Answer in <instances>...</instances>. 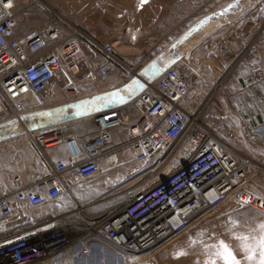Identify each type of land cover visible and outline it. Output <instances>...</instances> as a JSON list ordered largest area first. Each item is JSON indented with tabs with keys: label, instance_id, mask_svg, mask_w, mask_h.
I'll return each mask as SVG.
<instances>
[{
	"label": "built area",
	"instance_id": "1",
	"mask_svg": "<svg viewBox=\"0 0 264 264\" xmlns=\"http://www.w3.org/2000/svg\"><path fill=\"white\" fill-rule=\"evenodd\" d=\"M178 1L191 2L195 14L209 6L223 9L214 0ZM27 8L15 0H0V115L7 114L5 123H22L25 117L45 110L42 94L54 81L55 72L81 76L82 42L102 55L104 61L95 71L98 79L119 74L128 83L142 81L139 72L149 62L147 56L125 63L111 44H100L55 12L42 25L18 34L19 19L28 18ZM259 17L258 28L250 37L223 39L211 34L197 46L203 54L214 53L226 60L225 70L213 81L196 85L190 74L172 64L123 105L134 113H126L121 106L95 117L97 134L92 138L63 137L47 128L27 133L39 150L61 144L66 152L51 174L26 185L21 184L19 166L13 167L8 182L0 179V224L13 215V204L40 208L64 194L71 197L62 178L65 175L72 181L91 180L124 166L115 165L114 153L107 150L113 142L111 130L126 129L130 135L126 145L132 150L129 163H152L150 174L172 156L182 162L151 186L136 191L113 189L91 204L110 201L98 215L86 214L71 197L72 210L64 215L65 225L60 217L50 216L1 240L0 264H59L60 257L75 245L88 255L92 246L86 240L94 235L133 258L163 246L227 200L264 212V195L250 186L264 166L226 140L230 130L221 110L243 68L253 80L264 84V9ZM164 28L163 24L158 27L153 48L166 38ZM68 92L76 94V87L71 86ZM237 135L250 150L254 146L264 150V121L254 125L239 121Z\"/></svg>",
	"mask_w": 264,
	"mask_h": 264
},
{
	"label": "crops",
	"instance_id": "2",
	"mask_svg": "<svg viewBox=\"0 0 264 264\" xmlns=\"http://www.w3.org/2000/svg\"><path fill=\"white\" fill-rule=\"evenodd\" d=\"M152 2V6L155 8L149 6L145 8L143 6L137 7L135 17L127 20L129 28L135 29V31L129 39H126L124 45L115 46L114 43L108 42L114 47L117 56L128 64L138 62L145 56L148 57L147 62L155 60L162 68L173 64L179 70H185L190 74L196 85L213 81L220 72L225 70V67L222 70V61L224 62V60L214 53H201L197 46L203 41L202 38L206 34L214 30L215 33H218L220 29L230 27V21L224 17L222 10L206 9L195 14L188 8L189 2L179 3L178 0H160L157 4L154 1ZM148 11L150 12L149 16L145 15ZM27 13L28 18L26 20L19 19L18 34L36 28L47 21L40 22L39 19H36L38 23L31 11H27ZM217 13H222L221 15L225 20L224 25L217 19L202 24V21L208 16ZM149 21V25L145 23ZM34 22H36L35 25ZM144 23L148 28H152L150 33L147 31L145 33L141 32L147 29V27L143 28ZM161 24L165 26L163 32L167 36L153 48L151 44H153L154 36L159 32L158 27ZM195 27L197 29L192 33L189 32L186 40L171 49L170 45H173L177 39ZM227 29H225L226 32ZM127 34H130V31ZM143 37L144 39H142ZM100 44L106 43L100 41ZM142 45L144 46L142 47L143 50L140 48ZM82 48L85 58L80 65L81 76L74 78L66 74L64 70L55 72L54 81L42 94L46 102L45 110L25 117L22 123H5L4 120L7 114L0 115V179L3 182H8L13 173V167L19 166L21 168V184L26 185L30 181L51 174L54 164L63 159L66 152L63 145L59 144L39 150L27 139L29 133H36L37 130L47 128L50 131H58L63 137L87 140L97 134L93 122L95 117L100 116L105 110L129 103L142 91L138 90L131 83L132 81L128 83V80L119 74L110 76L105 80L95 77L96 69L104 61L102 55L86 42H82ZM144 48L147 50V54L142 57ZM156 50H159V53L153 56ZM248 78L251 80L249 72L243 68L240 79L231 88L230 95L233 91L244 94L250 93L251 89L245 83ZM71 86L76 87V94L68 92ZM112 91H118L122 104L120 101L115 102L114 99L116 98L110 101L108 93ZM255 94L257 96L261 95L259 92ZM262 94H264V90ZM254 97L256 98V96ZM122 108L128 114L134 113L131 107L123 106ZM224 113H227L226 110ZM244 120L250 121L251 125L258 123H254L252 116L247 119L244 118ZM236 125L234 122H230V127L234 132H237ZM110 134L113 142L107 150L114 153L116 157L115 165L125 164L124 166L102 172L97 178L91 180L72 181L67 175L62 177L71 197L88 215H98L111 205L110 201L106 200L99 206H91L94 201L99 200L113 190H108L112 181H127V177L134 170L133 168L128 170L129 167L136 165L129 163L132 150L126 145L130 140V135L126 129H114L111 130ZM121 147H124V149H121ZM252 151H254L251 154L252 157L264 166L263 162L258 160L259 154L264 155V150L256 146ZM100 168L104 169L105 167L100 165ZM118 170L119 173L116 174L115 172ZM119 191L121 190L119 189ZM122 196L118 198L122 199ZM71 197H69V194H64L40 208H32L28 204L19 206L13 204V215L0 224V241L17 234L22 228L25 229L27 227L25 225L47 219L50 216L60 217L62 226L65 225L64 215L72 210ZM118 198L116 200L121 201ZM86 241L87 244L92 246L88 255H83L82 248L75 245L60 257L59 264H136L139 261L137 259L145 255L141 254L131 258L128 252L115 247L112 243L96 235L88 237Z\"/></svg>",
	"mask_w": 264,
	"mask_h": 264
},
{
	"label": "rangeland",
	"instance_id": "3",
	"mask_svg": "<svg viewBox=\"0 0 264 264\" xmlns=\"http://www.w3.org/2000/svg\"><path fill=\"white\" fill-rule=\"evenodd\" d=\"M15 1L19 6H27V11H31V14L35 16V21L39 19L40 22H44L50 19L52 14L54 15L53 12H55L82 29L88 37L95 41L111 42L118 46L124 45L126 39H129L135 31V29L129 28L127 20L135 17L137 7L143 6L145 8L149 6L153 8L152 1L157 4L160 0H147V2H144V0ZM214 4L221 5L219 6L223 8L221 12L230 21V27L220 29L218 33H215L216 37L223 39L250 37L257 30L260 23L259 14L264 9V0H214ZM188 5V8L192 11V3L189 2ZM207 9L215 10L217 6H209ZM149 11L145 15L149 16ZM145 23L149 25L150 21ZM145 23L143 28L147 27ZM225 29H227V32ZM150 30L152 28L147 27L146 30L141 32L145 33L147 31L150 33ZM129 31L130 34H127ZM142 47L144 46L140 47L143 50ZM145 48L142 57L147 54ZM157 53H159V50H156L153 56ZM223 60L222 70L226 67V60L224 58ZM245 70L248 72L246 67ZM245 83L248 84L251 92L244 94L233 91L231 97L230 89L223 99L221 110L230 130L226 140L231 144L233 143L241 153L253 158L251 154L254 152L252 151L254 148L250 150L243 146L238 139L237 132H234L230 127V122L237 124L244 118L247 119L251 116L254 123L264 121V94H262L264 84L258 83L252 78L251 80L250 78L245 80ZM256 92L261 95L257 96ZM225 110L227 113H224ZM258 160H261L264 164V155L259 154ZM181 162L182 159L172 156L167 164L151 174L148 171L151 169L152 163L129 167L128 170H132V168L134 170L127 177V181H112L111 186L113 187L110 186L108 190L129 189V191H136L144 186H151L166 177ZM115 173L118 174L119 170ZM250 186L264 195V167L259 176L250 182ZM261 225H264V212H258L252 208L241 206L232 200H227L163 246L144 253L145 255L137 259L139 261L136 264H211L213 260H216V264H221L220 260L214 255L220 241L230 245L241 264H256L259 258V248H256V259L249 261L247 259L249 253L244 245L255 246L257 241L264 236V229L261 228ZM237 237H247L248 239H238Z\"/></svg>",
	"mask_w": 264,
	"mask_h": 264
},
{
	"label": "water",
	"instance_id": "4",
	"mask_svg": "<svg viewBox=\"0 0 264 264\" xmlns=\"http://www.w3.org/2000/svg\"><path fill=\"white\" fill-rule=\"evenodd\" d=\"M222 14V13H221ZM221 14H213L208 16L204 21H202V24L205 22H208L212 19H217L218 21H220L221 23H223V25L225 24V20L223 18V16ZM201 25V23L199 24V26ZM222 27V26H221ZM197 28L195 27L194 29H192L191 31L186 32L181 38L177 39L173 45H170L171 49L175 48V46L181 42H183L184 40H186V38L189 35V32L192 33L193 31H195ZM215 33V30L206 34L202 39L204 40L207 36L211 35ZM172 65V64H170ZM168 65V66H170ZM167 66V67H168ZM162 68L161 66H159L157 64V62L155 60H151L149 61L139 72V75L142 79V81L138 80V79H134L131 83L134 84V86L138 89V90H144L145 85H151L153 84L163 73V71L167 68ZM137 85H140L139 87ZM140 88V89H139ZM141 91V92H142ZM108 97H110V101H120L122 104V100H120L119 98V93L118 91H112L108 93Z\"/></svg>",
	"mask_w": 264,
	"mask_h": 264
},
{
	"label": "snow or ice",
	"instance_id": "5",
	"mask_svg": "<svg viewBox=\"0 0 264 264\" xmlns=\"http://www.w3.org/2000/svg\"><path fill=\"white\" fill-rule=\"evenodd\" d=\"M147 2V0H144ZM11 7V3L8 4ZM261 228L264 229V225H261ZM238 239L247 240V237H237ZM245 249L249 253L247 259L249 261H253L256 259V248H259V258L256 261V264H264V236H262L255 246H251L248 244L244 245ZM214 255L220 260L221 264H241V261L237 259L234 251L231 249L230 245H228L224 241L219 242V246L217 247ZM211 264H216V260L211 261Z\"/></svg>",
	"mask_w": 264,
	"mask_h": 264
},
{
	"label": "bare ground",
	"instance_id": "6",
	"mask_svg": "<svg viewBox=\"0 0 264 264\" xmlns=\"http://www.w3.org/2000/svg\"><path fill=\"white\" fill-rule=\"evenodd\" d=\"M199 23V22H198Z\"/></svg>",
	"mask_w": 264,
	"mask_h": 264
}]
</instances>
